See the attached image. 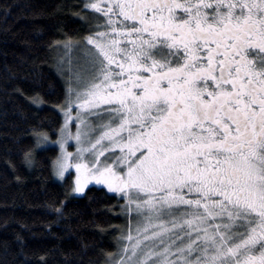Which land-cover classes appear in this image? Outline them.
Listing matches in <instances>:
<instances>
[{"label":"snow or ice","instance_id":"1","mask_svg":"<svg viewBox=\"0 0 264 264\" xmlns=\"http://www.w3.org/2000/svg\"><path fill=\"white\" fill-rule=\"evenodd\" d=\"M84 7L104 24L66 81L62 139L36 133L66 197L103 186L140 218L113 264H264V0Z\"/></svg>","mask_w":264,"mask_h":264},{"label":"trees","instance_id":"2","mask_svg":"<svg viewBox=\"0 0 264 264\" xmlns=\"http://www.w3.org/2000/svg\"><path fill=\"white\" fill-rule=\"evenodd\" d=\"M85 3L0 0V264H110L127 234L124 199L97 187L66 197L68 176L57 181L49 166L56 149L37 147V132L56 140L62 125L56 57L70 73L83 63L84 37L102 29Z\"/></svg>","mask_w":264,"mask_h":264},{"label":"rangeland","instance_id":"3","mask_svg":"<svg viewBox=\"0 0 264 264\" xmlns=\"http://www.w3.org/2000/svg\"><path fill=\"white\" fill-rule=\"evenodd\" d=\"M98 20H102V21H104V17H103V15H100L99 16V19ZM96 22V21H95ZM100 23V25H102V24H104V22H99ZM101 30H103V29H100L99 31H101ZM72 58H73V56H72ZM67 60V59H66ZM80 63V62H79ZM76 64H74V66H75ZM77 67V66H76ZM75 68V67H74ZM54 71L59 75V77L60 78H62V80L64 81V87L66 86V81H70V79H71V77H70V73H69V71H68V69H67V67L65 66V58H64V60H63V58H62V56L61 57H59V58H57L56 57V59H55V64H54ZM65 72H67V73H69V75H65ZM64 101H65V99H64ZM63 101V102H64ZM63 104V103H62ZM61 115H62V123H63V114L61 113ZM90 119H93V121L95 122V118L94 117H90ZM44 143V142H43ZM39 144H42V141H40L39 143H38V145H37V147H39ZM52 147H54L55 149H56V154H57V152H58V145H52ZM41 148V147H40ZM69 150L70 151H74L75 149H74V147H72V146H70L69 147ZM66 176H67V174H66ZM55 179L57 180V181H60L57 177H55ZM89 187H97V188H102V189H104L107 193H109V194H112V195H116V196H118L117 194H115V193H110V192H108L107 191V189L106 188H104L103 186H96V185H90ZM72 195H76V194H72ZM83 195V194H82ZM82 195H79V196H82ZM78 196V197H79ZM118 197H120V196H118ZM127 217H128V219L130 220V222H128L127 224H126V227H127V234H128V231H129V228L131 227L133 230H135V228H136V226H137V224L140 222V218L139 217H137V216H135L134 214L132 215V216H129V214H127ZM121 233V232H120ZM118 234V237H117V248H118V244H119V248H121L122 247V245L125 243V241H124V239H123V237H125L127 234L125 233H122V234ZM119 239H122L120 242H119ZM116 256V255H115ZM114 256V257H115ZM114 257H112V258H109V259H107V261H109V263L110 264H113V262L115 261V260H118L119 259V256L117 257V259H116V257L114 258ZM114 258V259H113Z\"/></svg>","mask_w":264,"mask_h":264},{"label":"clouds","instance_id":"4","mask_svg":"<svg viewBox=\"0 0 264 264\" xmlns=\"http://www.w3.org/2000/svg\"><path fill=\"white\" fill-rule=\"evenodd\" d=\"M60 139H62V137H58V138H57L58 141H59ZM57 145H58V144H57ZM45 146H46L45 143L39 144V147H45ZM58 158H59V147H58V152H57V154L55 155V157L52 158L53 163H52V165H51V169H52L54 175H55V173H56V167H55V163H54V162H55Z\"/></svg>","mask_w":264,"mask_h":264},{"label":"flooded vegetation","instance_id":"5","mask_svg":"<svg viewBox=\"0 0 264 264\" xmlns=\"http://www.w3.org/2000/svg\"><path fill=\"white\" fill-rule=\"evenodd\" d=\"M85 2H88V0H84ZM86 10H88V11H90L91 12V14H92V17H94V18H98L99 19V16L100 15H102L101 13H96L95 11H93V10H91V9H86ZM96 18V19H97ZM94 21H96V22H104V21H102V20H94Z\"/></svg>","mask_w":264,"mask_h":264}]
</instances>
